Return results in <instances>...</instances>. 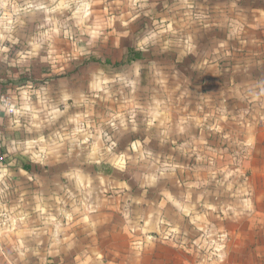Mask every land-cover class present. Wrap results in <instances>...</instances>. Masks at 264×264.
<instances>
[{
  "label": "crops",
  "instance_id": "1",
  "mask_svg": "<svg viewBox=\"0 0 264 264\" xmlns=\"http://www.w3.org/2000/svg\"><path fill=\"white\" fill-rule=\"evenodd\" d=\"M99 1L82 39L96 45L85 53H104L90 55L98 61L87 67L48 65L69 56L54 35L38 39L45 45L34 56L33 47L14 59L0 50L1 76L45 77L3 94L18 109L30 105L36 119L0 111L15 135L3 144L29 165L0 164L14 187L13 198H0V264H264V0H138L133 17L130 0H109L108 16ZM129 49L140 56L128 61ZM42 61L49 69L35 68ZM15 62L30 68H6ZM153 76L175 81L155 86ZM119 77L131 82L123 88L130 102L114 101ZM197 77L220 78V120L202 112L213 88L196 91ZM165 87L174 91L171 106L159 98ZM65 93L72 98L60 103ZM52 106L63 113L60 127L77 128L62 132L59 154L35 150L42 138L27 130L42 118L49 124ZM115 111L125 114L126 129ZM202 150L224 159L236 150L240 163L218 182L211 171L198 178Z\"/></svg>",
  "mask_w": 264,
  "mask_h": 264
},
{
  "label": "rangeland",
  "instance_id": "2",
  "mask_svg": "<svg viewBox=\"0 0 264 264\" xmlns=\"http://www.w3.org/2000/svg\"><path fill=\"white\" fill-rule=\"evenodd\" d=\"M111 1H116L118 2V6H123V2L125 0H111ZM131 2V6L133 7L132 10V17L135 15V9H139L138 8V0H130ZM97 2L98 0H0V49H8L7 52H4V56L6 59H14L15 57H21L22 55H25L27 53L28 50H30V48L33 47V43H40L41 46L39 49H36V53L43 48L44 49V43L42 44L41 41L39 42L38 39L42 36L45 35H54L53 39L57 38L58 40H63V44L60 47V49L62 50H68V57L66 56L65 62H53V63H47L49 64H54L56 65L54 70H59L62 69L63 66L70 68L72 70H79L82 69L83 66H88V59H90L93 56H97V55H102V52L100 49L99 50H92L91 53H85V51H90L91 49H95L96 45L95 42L91 43L88 42V44H85L84 40L82 39L83 36H86V22H84V19H87L88 22H93L96 16V13L93 12L92 6L96 7L97 6ZM102 5L106 4L107 5V10H106V14L108 16V4H109V0H101L99 1ZM60 3H68L70 5L69 8L67 9H58L55 12H45L43 10H36V11H25L24 9L26 8V6L28 4H44L45 6L48 5H52L55 6L56 4H60ZM81 4H88L89 7L87 9L88 11V15L86 17L83 16V10L78 14V16H73V13L76 12V6L81 5ZM5 5H8V7H5ZM128 5V4H127ZM12 6H16L17 8L20 9L19 12H14L13 11V7ZM138 13V12H137ZM98 14V13H97ZM103 15V14H100ZM103 15V17H104ZM101 16V18H103ZM231 17V16H230ZM82 18V22L78 23V19ZM99 18V17H98ZM234 21H237V18H235ZM66 22L67 27L66 28H61L59 27L60 24H64ZM238 24V23H237ZM55 29V31H54ZM67 29H71V36H66L65 35V31ZM169 33L172 32V30H168ZM63 37H60V36ZM235 35V33H234ZM5 36H10L11 39H3V37ZM57 36V37H56ZM67 37V38H66ZM15 41V42H13ZM35 41V42H33ZM33 42V43H32ZM97 44H103L100 41L96 42ZM84 44V45H83ZM86 47V48H84ZM100 47V46H99ZM84 48V49H82ZM108 48V47H107ZM106 48V49H107ZM65 51V52H66ZM156 52V50H154ZM95 53V54H94ZM103 56V55H102ZM44 57V56H42ZM86 58V60H82V58ZM47 59H49L46 56ZM76 58V59H75ZM39 59V57L37 58ZM13 61V60H11ZM26 63V62H25ZM2 61L0 63V71H1V65H2ZM27 64V63H26ZM36 69L39 70H43L45 68L49 69L48 67H45L43 65V61L42 62H37L36 63ZM63 64V65H62ZM107 64V63H106ZM42 65V66H40ZM13 66H17L16 62L15 65L14 63H11V65H6V68L10 67L12 68ZM171 65L170 64H166V70H171ZM58 67V68H56ZM18 70H21L23 72V70H27L30 68H28L27 65H18L17 66ZM95 68V67H94ZM118 68V67H117ZM93 69V68H92ZM97 69V68H96ZM106 69H108V67H106ZM62 71V70H60ZM54 73V72H53ZM59 73V71H58ZM23 74V73H21ZM20 74V75H21ZM49 78L47 77V80ZM51 79V78H50ZM106 82L104 83V85L106 87L111 86L114 87L117 86V84L115 85L114 80H109V78H105ZM104 79V81H105ZM149 83L155 86H159L163 83H165L167 86L169 85H173V81H175V79L173 78H165V77H161L158 79L155 78V76H153V78H147ZM166 79V80H165ZM44 80L45 77L44 76H40L38 71H37V76L29 75L27 73V76H16V77H3L0 75V94H6V91L8 89H17V88H21V87H25L27 85H35V86H39L41 84H44ZM189 79H186V83ZM194 82V84L198 85V86H193L195 88L196 91H199V87L200 84L206 83L208 85L206 86H212L213 89L208 88L206 91H211V93L209 94V97H212V101L208 100L207 106L205 108H207L206 110L202 111V112H206L207 115H209L210 117H212L213 121L214 119H218L220 120V114L221 113V108H220V102L219 99H217L215 101V96H219L218 88H214V87H218L217 85L220 84V78L217 77H213L212 79H203L201 77H197V78H193L192 79ZM229 81L230 86L232 85V78L227 79ZM115 81L118 83V86H122L119 90L120 93L119 94H115L114 97L116 98L114 101L116 102L117 99L122 101V104L126 101H131V97L130 95H128L129 97L126 96V93H123L124 89L126 87V85H129L128 80H126L125 78L119 77L116 78ZM168 81L170 82L169 84ZM201 88V87H200ZM165 91H167V95H159V98H162L161 96H163V98L166 99V102L168 104V106H171L172 103L170 100H168V96L172 97L170 94L174 93V91L172 92L171 89L165 87ZM118 90V91H119ZM10 93V92H9ZM166 93V92H165ZM8 95V94H6ZM133 96V95H131ZM202 96V95H201ZM112 97V95H111ZM105 98V96L103 97ZM106 98H108V95H106ZM155 102H158L157 98H154ZM202 101V100H200ZM204 102V100H203ZM217 103V104H216ZM12 105V103H10ZM18 106V104H17ZM30 108L31 106L28 105ZM117 110L119 108H116ZM76 111H71L70 112V116L75 114ZM119 111H115L112 112V114H118ZM119 116H117L116 118L122 116L124 118L125 114L122 115L123 112H119ZM132 112L129 111L128 115L131 114ZM111 114V115H112ZM127 115V114H126ZM6 118V116H4L3 114L0 113V118ZM42 117V116H41ZM40 117V118H41ZM101 117H105V116H101ZM208 117V116H207ZM42 122L44 121V119H41ZM60 118L57 117L55 121H53L51 124H43V126L40 128L39 131H35L32 132V134H36L38 135L37 138L41 137V141H34L31 144V147H34L35 150L37 151H41L42 153L46 152L47 149L53 147V149L55 148V153H62L66 148L65 146H63V143H60V136L62 135V132L67 133V131L69 133H72L73 135H75L77 133V128L76 127H67L62 125L60 127ZM104 125V124H102ZM108 125V124H106ZM110 125V124H109ZM112 125V124H111ZM79 128V127H78ZM110 128H114L113 126H108L107 129ZM216 128V127H215ZM217 130H213L216 134L218 135L221 129L216 128ZM118 130V129H116ZM9 132V134H8ZM17 134H19V132H16ZM12 132H10L9 129L5 130V126L2 125L0 123V152L1 151H5L6 154H9L10 156L13 155V153H8V146L6 147L3 144V141L8 140L7 138H12ZM19 136V135H16ZM48 137H53L52 140H48ZM55 137V138H54ZM36 138V136H34V139ZM36 138V139H37ZM46 139V140H45ZM57 141V142H56ZM76 148L75 149H81L79 148L78 144L76 143ZM13 147H11L12 149ZM200 149H205L203 147H201ZM233 149V148H232ZM33 150V149H32ZM236 150H234L233 152L229 153V155H226L224 157L227 158H221L218 156V152L214 151L211 152V156H209V152H205V150H202V154L201 156L196 158V162H195V166L194 168H198V170H196L197 172H199V175H197V177H201L200 173L202 172H212V180L214 182H218L220 179L223 180L225 179L226 176H231L232 171L231 167L235 164H237L239 161V155H237V152H235ZM200 153V152H199ZM1 155V154H0ZM39 162V164H37L36 166H40V163H43L44 161H40V159L43 160V158L40 156L39 158H36ZM193 161V160H192ZM22 163H25L23 161H21ZM0 164H6V162L3 163V161L0 159ZM229 165V166H228ZM223 172V173H222ZM227 172V173H226ZM198 174V173H197ZM204 176V175H203ZM202 176V177H203ZM233 176V175H232ZM11 175H5V178L2 177L1 173H0V186H3V188H0V198H3L4 200L7 199H11L14 197L13 192H14V187L12 186L11 183ZM3 193V194H2ZM8 211L10 212L11 209L10 207H7ZM41 212V211H38ZM61 212V211H60Z\"/></svg>",
  "mask_w": 264,
  "mask_h": 264
},
{
  "label": "clouds",
  "instance_id": "3",
  "mask_svg": "<svg viewBox=\"0 0 264 264\" xmlns=\"http://www.w3.org/2000/svg\"><path fill=\"white\" fill-rule=\"evenodd\" d=\"M141 6H143V5H141ZM5 7H8V5H5ZM12 7H13V11L14 12H19L20 11V9L17 8L16 6H12ZM69 7H70V5L68 3H60V4H56L55 6H52V5L45 6L44 4H28L24 10L25 11L43 10L45 12H55L58 9H67ZM88 7H89L88 4H81V5L76 6V12L73 13V16H78V14L83 10V16L86 17L88 15V11H87ZM77 22L81 23L82 22V18L78 19ZM59 27L66 28L67 27L66 22L64 24H60ZM54 31H55V29H54ZM71 34H72L71 33V29H67L65 31V35L66 36H71ZM93 35H95V33H93ZM3 39H11V37L10 36H5V37H3ZM13 42H15V41H13ZM40 46H41L40 43H34L33 44V49L34 50L29 55H32V56L36 55L35 49H39ZM0 50H2L4 52L8 51V49H6V48L5 49H0ZM129 83H131V82H129ZM261 94L264 95V88H262ZM71 98L72 97L69 94L65 93V94L62 95L60 103H64L65 101H67V100H69ZM24 99H25V101H27V95H25ZM66 109H67V105H65V110ZM5 110L7 112H9V113H16L17 116H20V115L31 116L32 121H35V119H36L35 111L33 109H31L28 106L27 103H25V105L22 108L18 109V108L15 107V105H8L7 102H5ZM61 115H63V113L57 107L52 106L51 110L48 111L47 114H46V122L50 124L53 121H55L57 117H59ZM131 115L134 117L135 116V112L131 113ZM118 119H119V126L121 128L126 129L127 128V124L125 123L124 118L121 116ZM30 123H31V121H30ZM43 123L44 122L31 123V127H29L27 130L28 131H34V130L35 131H39L40 128L43 126ZM109 123H112V121H109ZM14 124L16 126H19L18 125V121H14ZM116 126H117L116 124H113L114 128ZM131 130L132 131H136L137 130L134 120H133V123H132ZM151 179H152V181H154L155 177H152Z\"/></svg>",
  "mask_w": 264,
  "mask_h": 264
},
{
  "label": "trees",
  "instance_id": "4",
  "mask_svg": "<svg viewBox=\"0 0 264 264\" xmlns=\"http://www.w3.org/2000/svg\"><path fill=\"white\" fill-rule=\"evenodd\" d=\"M128 61L134 60L136 58H138L140 56V53L137 51H134L133 49H129L128 50ZM91 60L93 61H98V59L96 58H91ZM1 157H2V161L6 162V164H11L12 166H21L24 169H28L29 165L27 163H19L18 162V158L12 157L9 154H6L5 151H1L0 152Z\"/></svg>",
  "mask_w": 264,
  "mask_h": 264
},
{
  "label": "built area",
  "instance_id": "5",
  "mask_svg": "<svg viewBox=\"0 0 264 264\" xmlns=\"http://www.w3.org/2000/svg\"><path fill=\"white\" fill-rule=\"evenodd\" d=\"M5 102H7L8 105H11L10 101H9V97L8 96H4L3 94H0V111H5L6 114H14V113H9L5 110ZM0 159L2 160V157L0 155Z\"/></svg>",
  "mask_w": 264,
  "mask_h": 264
}]
</instances>
